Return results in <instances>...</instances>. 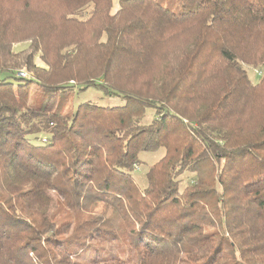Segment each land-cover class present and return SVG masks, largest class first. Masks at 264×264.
<instances>
[{"label": "trees", "instance_id": "1", "mask_svg": "<svg viewBox=\"0 0 264 264\" xmlns=\"http://www.w3.org/2000/svg\"><path fill=\"white\" fill-rule=\"evenodd\" d=\"M246 66L264 73V0H0V264H264ZM90 87L126 104L57 105Z\"/></svg>", "mask_w": 264, "mask_h": 264}, {"label": "rangeland", "instance_id": "2", "mask_svg": "<svg viewBox=\"0 0 264 264\" xmlns=\"http://www.w3.org/2000/svg\"><path fill=\"white\" fill-rule=\"evenodd\" d=\"M115 7L118 6V0H114ZM29 43L19 44L15 47L16 51H21L27 46ZM37 65H44L40 57H37L36 59ZM248 75L251 79V81L254 84H258L261 80V77L264 75V73L261 75L260 69H254L252 67L246 66L245 67ZM38 91V87H33L32 92L35 93ZM91 102L101 107H115V106H123L126 104V100L122 98L121 96L116 95H109L106 94V92L101 91L99 89H96L94 87H90L86 90L79 91L75 89L71 92H66L63 95H61L60 100L57 101V105L59 103L62 104V108L65 112L74 111L77 109V107L83 103ZM60 105V104H59ZM155 117V112L152 109H149L146 111L145 118L143 120L144 123H149L152 121ZM166 150L164 148H161L155 152H142L139 155L140 160L142 161V164L138 167V169L134 172L135 178L137 183L144 187L146 184V173L151 165L159 161L161 158L165 156ZM193 175L191 172L186 171L182 176V183L181 187H185L190 180L192 179ZM53 200L56 199V195L52 194ZM55 204V203H54ZM54 209V208H53Z\"/></svg>", "mask_w": 264, "mask_h": 264}, {"label": "built area", "instance_id": "3", "mask_svg": "<svg viewBox=\"0 0 264 264\" xmlns=\"http://www.w3.org/2000/svg\"><path fill=\"white\" fill-rule=\"evenodd\" d=\"M17 76L20 78H29V73L26 69L19 70Z\"/></svg>", "mask_w": 264, "mask_h": 264}, {"label": "crops", "instance_id": "4", "mask_svg": "<svg viewBox=\"0 0 264 264\" xmlns=\"http://www.w3.org/2000/svg\"><path fill=\"white\" fill-rule=\"evenodd\" d=\"M42 65V64H41Z\"/></svg>", "mask_w": 264, "mask_h": 264}]
</instances>
